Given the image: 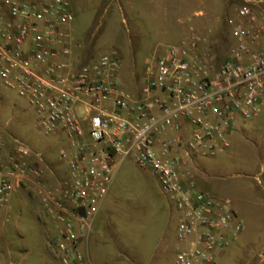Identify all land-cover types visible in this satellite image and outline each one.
<instances>
[{
  "label": "built area",
  "instance_id": "built-area-1",
  "mask_svg": "<svg viewBox=\"0 0 264 264\" xmlns=\"http://www.w3.org/2000/svg\"><path fill=\"white\" fill-rule=\"evenodd\" d=\"M202 13L195 11L194 17ZM68 0H0V85L24 98L58 138L64 176L37 179L23 143L0 140V207L28 179L54 228L61 264H92L84 241L125 158L150 170L178 212L176 264H215L242 230L230 203L199 188L194 162L231 145L236 120L264 104V7L244 0L226 16L228 49L208 63L209 28L190 29L147 63L136 92L114 52L81 57Z\"/></svg>",
  "mask_w": 264,
  "mask_h": 264
},
{
  "label": "rangeland",
  "instance_id": "rangeland-1",
  "mask_svg": "<svg viewBox=\"0 0 264 264\" xmlns=\"http://www.w3.org/2000/svg\"><path fill=\"white\" fill-rule=\"evenodd\" d=\"M68 1L74 14L70 32L79 46L77 53L95 57L114 52L120 59V82L129 92L141 87L151 58L178 41L182 34L175 28L183 19L200 24L185 32L211 29L207 60L218 67L228 49L225 18L244 2L224 0L216 12L208 13V3L198 0ZM199 9L201 17H194ZM0 140L8 152L20 141L42 159L54 161L57 177L53 179L64 176L58 138L42 131L36 112L24 98L1 85ZM230 143L215 157L194 162L200 188L228 201L242 221L241 232L216 257L215 264H264V178L260 176L259 182L254 176L264 171V104L257 117L235 121ZM33 157L38 158L31 154L27 163L39 169L32 164ZM37 179L44 181L42 172ZM32 181L12 191L7 204L0 207V264H61L56 250L46 247L45 230H52V225ZM178 220V212L154 174L125 158L98 215L100 234L94 264H176ZM94 247L90 239L92 257Z\"/></svg>",
  "mask_w": 264,
  "mask_h": 264
},
{
  "label": "crops",
  "instance_id": "crops-1",
  "mask_svg": "<svg viewBox=\"0 0 264 264\" xmlns=\"http://www.w3.org/2000/svg\"><path fill=\"white\" fill-rule=\"evenodd\" d=\"M171 1H176V2L182 1V2H184V1H188V0H171ZM198 1H200V2L203 1V2L208 3V6L209 7L207 8L208 9L207 12L208 13H211V12L214 13V12H216L214 10H216V9L218 10V8L220 6L219 4L221 2H223L224 0H198ZM256 1H259L260 2L261 0H256ZM176 6L179 7L178 4ZM196 11H199V12L202 13L201 9L196 10ZM180 22H181L180 26H176V28H175L179 35L183 34L191 26L192 27L193 26L196 27V26H199L200 25L197 21L194 22V23L193 22H188L187 23L184 19L181 20ZM231 133H232V131H231ZM34 153H36V152H34ZM31 162H32V164L34 166L38 167L41 170V172H42V179L44 180L43 181L44 183L53 184L54 182H57L58 180H60L62 178V177L61 178L59 177V179H56V180L53 179L54 176L57 177V175L55 174V169H54L55 164H54V161L52 159H44V158L43 159L42 158H39L38 159V158L33 157L31 159ZM254 176L256 178H258V181L260 182L261 181L260 176H262L264 178V171H258V173L256 175H254ZM28 180L32 181L31 179H28ZM200 182L201 181H198L197 178H196V184H197V186L199 188H200V186H199ZM32 183H35V182L32 181ZM107 195H108V193H107ZM107 195H106V197H107ZM106 197H105V199H106ZM103 204H104V201H103V203H102V205H101V207L99 209V212L95 216V219H94V222H93V226H92L91 232H90L88 238L84 241V248L86 249V251L88 253V256H89L90 261H91L92 264H94V261L97 260V256H98V250H96L97 249L96 248V244H97L96 242H97L98 237H99V234H100V232H99L100 231L99 230L100 222L98 221V215L100 214V211L102 209ZM43 211L47 215V212H46V210L44 208H43ZM48 221H49L50 225H52L51 222H50V220H49V218H48ZM44 225H45V223H44ZM51 229L52 230H48L47 232L45 230L46 247L47 248L50 247V249H53L54 248V251H55V247H54V228H53V226H51ZM90 239H93V245L95 246L93 248V257H92L91 252H90ZM222 252H220L218 255H220ZM55 253H56V251H55Z\"/></svg>",
  "mask_w": 264,
  "mask_h": 264
}]
</instances>
